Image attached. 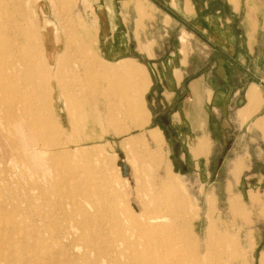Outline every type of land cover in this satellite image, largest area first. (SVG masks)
Listing matches in <instances>:
<instances>
[{
    "label": "rangeland",
    "instance_id": "374dc122",
    "mask_svg": "<svg viewBox=\"0 0 264 264\" xmlns=\"http://www.w3.org/2000/svg\"><path fill=\"white\" fill-rule=\"evenodd\" d=\"M41 1H26L31 18H24V9H17V4L6 10V17L0 10V18L9 23L5 39L10 37L15 45L27 48L35 59L39 119H50L54 110L60 118L57 126L49 125L59 133L52 146L55 154L44 159L50 168L32 174V169H42L40 159L32 160L19 145L22 131L15 129L12 116L2 107L0 178L2 174L5 182L0 181V264H264V177L258 172L263 164L248 170L258 158L240 155L248 149L234 147L219 166L225 150L219 148L216 172L208 180L200 179L187 158L185 162L179 159L174 140L163 129L166 116L160 113V90L158 85L151 86L144 61L114 63L97 49L93 14L98 1ZM252 2V20L264 27V0ZM39 3L46 4L47 12L37 10ZM243 10L244 2L240 17L231 18L228 24L241 26ZM18 27L29 33V40L12 33ZM49 31L51 42L43 38ZM255 33L248 30L252 44ZM80 42L85 44L76 57ZM51 43L56 45L55 55ZM7 55L13 61L17 56ZM52 55L56 63L68 66L63 75L67 78L77 72L85 79L88 64L109 68L127 61L143 72L145 66L151 86L141 91L146 118L134 117L127 102L133 80L123 74L114 75L117 98L104 113V99L98 92L89 97L79 85L59 84L60 112L54 103L55 89L45 83L54 79L50 69L58 68L51 64ZM149 70L155 82L161 69L149 66ZM95 84L90 80L88 89L97 90ZM82 132L86 136L80 145L70 146V138ZM144 144L153 157L143 149ZM40 156L43 159L45 154Z\"/></svg>",
    "mask_w": 264,
    "mask_h": 264
},
{
    "label": "crops",
    "instance_id": "0c3cea01",
    "mask_svg": "<svg viewBox=\"0 0 264 264\" xmlns=\"http://www.w3.org/2000/svg\"><path fill=\"white\" fill-rule=\"evenodd\" d=\"M96 1L97 49L114 63L144 61L179 159L208 180L219 148V166L234 147L247 148L240 155L258 158L248 170L261 163L264 177V27L252 20V0ZM243 2L241 26L228 24ZM149 66L161 69L155 82Z\"/></svg>",
    "mask_w": 264,
    "mask_h": 264
},
{
    "label": "bare ground",
    "instance_id": "6f19581e",
    "mask_svg": "<svg viewBox=\"0 0 264 264\" xmlns=\"http://www.w3.org/2000/svg\"><path fill=\"white\" fill-rule=\"evenodd\" d=\"M21 1H23V2L20 3V2H17V0H0V10L3 11L2 14H4V16L6 17V15H7L6 12L8 11L7 9H11V8L15 7V5L17 4L18 5L17 9H19V8L24 9V14H23L24 18H31V10L29 12V10H27L25 8V3H26V1H29V0H21ZM41 2H43V1H41ZM44 5L46 6V4H44ZM44 5H43V3H39V5H37V10H40L41 14H42V12H41L42 10L45 12L47 9V7L46 8L44 7ZM37 10H35L34 13L37 12ZM9 14H10V12H9ZM8 24H9L8 21L4 20L3 18L2 19L0 18V115L3 112L2 107L5 106L6 113H8V115L10 114L13 118V124L12 125L15 127V129L17 131H22V135L17 138L19 145L31 155L32 160H35L37 158H38V160L40 159L38 161V163H39L38 165H40L42 169H36V168L32 169V171H31L32 174L39 173L41 171L45 172L46 170H48L50 168V166H49L48 162L45 161L44 159H46L47 154H48L47 158H52L53 155L55 154V152H54L55 150L53 151V149H52L53 141L56 140L55 138L57 136H59L58 131H56V130L51 131V129L49 128V125L51 126V123H53L54 125L57 126V123H59L60 118L55 113V110H54L51 112L52 114H51L50 119L48 117L46 119L45 118H42L41 120L39 119V117L36 113V110L39 107L38 101H39L40 94H36V89H37L38 85H37L36 78H35V76H36V70L34 68L35 59L32 57L30 50H28L27 48L20 47L19 45H15L14 44L15 41L12 39L14 41L13 42L10 39V37H9V40L5 39L7 37H4V33L6 30V26ZM36 25H39V24L36 23ZM9 27H10V25H9ZM51 29H54V28L51 27ZM11 31L15 36L22 38L24 41H27L30 39L29 33L27 31L22 32V30L19 27L12 29ZM11 36H12V34H11ZM38 37L40 38L42 36L38 35ZM43 38L49 39L48 42L49 41L51 42L52 41V40H50L51 32L49 31V32L44 33ZM53 41H54V39H53ZM51 44L53 45V43H51ZM84 44L85 43H83V42L78 43V45L76 47V57L82 53V49H83ZM55 46L53 45L52 50H51L52 51L51 54L55 53V51L57 50V48ZM48 49H49V47H48ZM50 49H51V47H50ZM49 52H50V50H49ZM8 53H15L17 55L16 59L14 61L11 60L10 56L7 55ZM53 55H55V54H53ZM52 56H51V64L58 66V68L57 69L56 68L50 69V75L52 77H54V79H52V80L46 79L45 83L52 85V87L55 89V92L53 94L54 95V103L58 105V107L60 108V112H61L62 101L60 100L59 93L57 91L59 84L62 83L63 85H65V87L66 86L67 87H70V86L73 87V86L79 85L81 87L80 90L83 93H85L86 96H89V97L93 96L95 92H98L97 95H100L101 100L104 99L102 101L103 104H101V109L103 110L105 108L104 109L105 111H102L104 113V112L109 111V109L111 107V105L109 104L110 101L114 102L117 98L116 93H115L116 90L114 88V82H113L114 75L123 74V75H126L127 77H129L130 79L133 80V84L130 86L131 95L129 97V100H127V102L130 105V108H132L131 110H132L134 117L142 118V120L144 118H146L144 116V115H146V112L144 111L143 104L141 101L142 100L141 91L144 87L149 88L150 79H149V75H148V72H147L145 66L142 65V68L144 67L143 68L144 72H143L142 69L137 64L132 63V62H127V61L122 62L118 66L112 65L113 67H109V68L100 67V66L97 67L98 65L95 66L92 63L94 66H91L89 64L85 65V67H86L85 72H84L85 73V76H84L85 79L83 77L81 78L80 74L77 75L76 74L77 72H74L75 77L67 78V77H64L63 75L65 73L64 68L68 69V66L56 63L54 56L53 57ZM72 66H74V65H71L70 67H72ZM80 68H81V66H80ZM102 71H103V73H102ZM97 74H102V76L101 77H100V75L97 76ZM90 80H93L94 84L95 83L97 84V88L99 90L97 89L95 91L94 90L92 91L90 89V87L88 89L87 85H88ZM105 84L107 85L106 90L105 91L100 90V88H102ZM41 87L42 86H40V88ZM45 93H46V91H45ZM47 93H49V92H47ZM76 99H79V96H77ZM19 103H21V105H18ZM66 104L67 105L69 104L67 100H66ZM103 105H104V108L102 107ZM50 108H51V106H50ZM62 109H63V107H62ZM94 111L95 110L93 109V112ZM84 115H85V113H84ZM86 116H87V114H86ZM133 123L135 125H137L136 119H134ZM43 125H44V128L41 129L40 126H43ZM45 125H46V127H45ZM38 129H39V133L36 135V133H34V132L38 131ZM23 130H27V132L23 131ZM82 134L83 135H79L77 137H71L70 141H69L70 146L75 147V146L80 145L81 140H84V137L86 136L85 133L82 132ZM142 147L144 150L147 151V153L149 154L150 157L154 156L153 151L149 150L146 144H144ZM59 150H56V151H59ZM40 153L45 154V157H43V159L40 158L41 157ZM96 174H98V173H96ZM1 176H2V178H0V181L5 182V179H4L2 174H1ZM2 231H3V229H2ZM143 233H145V232H143ZM139 237H140V235H139ZM0 240H1V238H0ZM11 247H12V245H11ZM15 260H16V258H15ZM9 263H10V261H9Z\"/></svg>",
    "mask_w": 264,
    "mask_h": 264
}]
</instances>
